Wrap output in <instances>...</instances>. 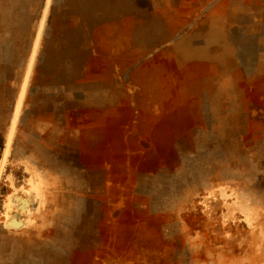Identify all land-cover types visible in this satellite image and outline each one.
<instances>
[{"label":"rangeland","instance_id":"obj_1","mask_svg":"<svg viewBox=\"0 0 264 264\" xmlns=\"http://www.w3.org/2000/svg\"><path fill=\"white\" fill-rule=\"evenodd\" d=\"M0 264H264V0H0Z\"/></svg>","mask_w":264,"mask_h":264}]
</instances>
